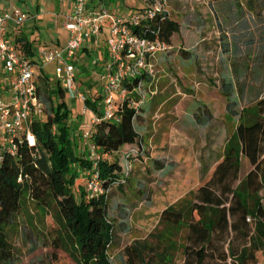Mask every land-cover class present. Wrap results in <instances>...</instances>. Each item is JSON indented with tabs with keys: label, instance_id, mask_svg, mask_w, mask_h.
Masks as SVG:
<instances>
[{
	"label": "trees",
	"instance_id": "1",
	"mask_svg": "<svg viewBox=\"0 0 264 264\" xmlns=\"http://www.w3.org/2000/svg\"><path fill=\"white\" fill-rule=\"evenodd\" d=\"M179 30L177 21L161 20V16L134 27L139 35L151 39L157 35L169 46ZM16 41L27 56H33L31 41L24 37ZM45 69L39 72L38 93L42 100L41 92H46L50 112L46 113L44 107L43 115L31 122L37 146L23 140L18 153L4 152L0 163V264H15L9 230L30 203L42 225L51 212L53 227L48 230L46 244L66 253L70 264H111L109 248L115 225L109 215L108 192L125 185L133 162L142 163L147 155L137 128L143 114L129 105L130 100L139 98L137 88L142 86L146 74L124 80L129 94L124 101H118L111 119H103L102 96L86 98L84 105L99 120L83 131H92L89 142L101 152L98 170L103 186V192L89 195L88 179L77 189L75 186L82 176L78 168L93 170L92 161L78 151L73 140V109L65 100L68 93L58 79L53 84ZM118 153L120 158L115 157ZM242 157L252 165L243 178ZM262 190L264 97H259L240 112L238 124L210 178L162 211L161 231L124 248L125 264H172L175 251L182 258L177 264H258V253L264 249ZM179 232L183 236L177 243L174 237ZM54 257L58 258L56 254Z\"/></svg>",
	"mask_w": 264,
	"mask_h": 264
},
{
	"label": "rangeland",
	"instance_id": "2",
	"mask_svg": "<svg viewBox=\"0 0 264 264\" xmlns=\"http://www.w3.org/2000/svg\"><path fill=\"white\" fill-rule=\"evenodd\" d=\"M126 1L132 8L142 5L140 0ZM49 5L43 3L45 10L41 13L49 22L38 21L33 38L53 46L57 44L55 35L62 24L57 26ZM167 8L170 18L180 24V31L169 50L147 61L149 65L142 70L146 78L138 91L139 98L134 97L137 103L144 99L138 106L144 119L137 128L147 155L142 163L133 162L125 185L108 192L109 215L115 225L109 248L111 264H125L124 248L136 240L147 239L154 231H161L162 211L210 178L238 124L240 112L264 97V0H167ZM108 35L106 23L97 44L99 48L88 56L83 51L78 53L79 89L94 99L102 92L93 77L97 75L87 63L91 58L99 60L98 54L104 55V50L109 57ZM183 51L188 54L184 55ZM45 71L55 85L54 66L48 65ZM41 97L45 112L49 113L50 102L44 90ZM65 100L73 109L71 121L76 148L91 159L90 142H84L80 126L86 120L89 122L93 113L89 110L86 114L84 103L69 95ZM116 100L118 103L120 98ZM115 157L120 158V154ZM251 168L249 160L242 157L240 177ZM78 169L82 176L77 179L75 189L90 178V170ZM75 194L79 197L76 190ZM261 195L264 204V190ZM27 206L9 230L16 252L15 264L72 263L66 253L46 244L48 230L53 227L51 212L42 225L32 203ZM182 236L179 232L174 240L180 243ZM258 257L264 264V249ZM172 259V264L179 263L180 252L175 251Z\"/></svg>",
	"mask_w": 264,
	"mask_h": 264
},
{
	"label": "built area",
	"instance_id": "3",
	"mask_svg": "<svg viewBox=\"0 0 264 264\" xmlns=\"http://www.w3.org/2000/svg\"><path fill=\"white\" fill-rule=\"evenodd\" d=\"M140 1V7L122 13L107 6L92 8L89 0H72L71 11L65 15L63 23L64 28L70 31L69 40L63 47L43 49L41 62L26 57L15 37L19 28L31 18L29 13L17 5H11L0 12V63L9 81L8 100L0 97V163L4 152L17 154L23 140L37 146L36 137L31 131V122L44 113V104L38 93V78L42 68L53 65L56 77L68 95L85 103L87 95L79 89L77 83L78 52L91 39L97 40L101 36L107 20L109 35L106 42L109 57L102 64L103 70L97 74V82L102 92L103 119L115 116L118 107L116 98L124 101L129 94L123 84L124 80L141 75L142 70L149 65V59L170 48L157 35L151 39L134 31V27L158 16H161V20L170 18L167 0ZM92 63L99 66L96 61ZM137 91H141L140 85ZM143 101L144 99L137 103L130 100L129 105L139 110L138 106ZM85 110L87 108L84 105ZM98 120L95 116L92 122L96 123ZM91 135V130L83 133L87 141ZM89 148L94 169L89 172L87 192L95 195L103 192L98 170L102 155L93 143L89 144Z\"/></svg>",
	"mask_w": 264,
	"mask_h": 264
},
{
	"label": "crops",
	"instance_id": "4",
	"mask_svg": "<svg viewBox=\"0 0 264 264\" xmlns=\"http://www.w3.org/2000/svg\"><path fill=\"white\" fill-rule=\"evenodd\" d=\"M43 3L50 4L49 6L51 8H49V9H52L54 11L51 14L56 18L55 22H56L57 26H59V24H62V29H59L57 31V34L55 35L56 36L55 39L57 41V44L53 45V46H49L47 44V42H42L41 39H38V38L34 39L33 38L34 37L33 33H34L35 28L39 27L38 26V21L45 20L46 22H49V18L45 17L43 14H41L45 10L42 7ZM114 3H115V5L112 6ZM11 5H17V6L21 7L26 12H28L30 17H31L27 22H25L19 28L18 33L15 34L16 35L15 36L16 40L18 38H23L24 37V38L28 39L29 41H31L33 43V47H32L33 56H30V57L25 54L23 48L21 47V43H19V48H20L21 52L24 55H26L29 59L37 61V62H41L42 61L41 52H42L43 49L60 48V47H63V46H65L67 44L71 34H70L69 30L64 28L63 23H64L65 15L70 13V11H71L72 0H50L48 2H46V0H0V12L3 11V10L8 9ZM29 5L32 6L31 9H30L31 6H29ZM89 6H91L92 8H98V7H102V6H107L110 9H112L113 11L122 12V13H127L128 11L131 10V9H128L127 7H125V6H128L129 8L133 7L130 4H128L126 0H89ZM132 9H135V8H132ZM106 23H108V25H109V21L108 20L106 21ZM65 31H66V33H65ZM10 33H12V30H11ZM177 33H179V32H177ZM177 33L173 34V36L171 38V45H172V41L174 39V36ZM98 42H99V38L97 40L96 39H91L80 51H83L84 54H87V56L91 55L92 50L93 49L96 50ZM98 48L99 47H97V49ZM103 52H104V55H102L101 52H100L101 54H98L99 60H96L95 58H91V61L89 63H87L89 65V67L91 69H93V73L96 74V75L98 74L99 71L103 70V68L101 67L102 63L100 64V62L105 63V60H107V51L104 50ZM92 61H96V62L100 61L99 62V66H96L95 64H93ZM79 66H80V69H81L82 65H79ZM0 69H1V72H0V97L2 99H8L9 81H8V77H7L6 73H5V69H4V67H3V65L1 63H0ZM93 77H94V80H97V77H95V76H93ZM88 111L89 110L87 109L84 112L87 114ZM94 117H95V115L93 114V116L89 120V122H88V120H86V122L84 121L83 125L80 126L82 131H83V128L84 129L92 128V120H93ZM83 140L84 139H82V141ZM84 142L87 143L88 141L84 140ZM220 160H221V158H220Z\"/></svg>",
	"mask_w": 264,
	"mask_h": 264
}]
</instances>
